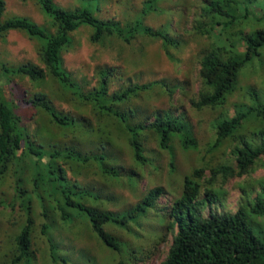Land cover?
I'll use <instances>...</instances> for the list:
<instances>
[{
	"label": "trees",
	"instance_id": "1",
	"mask_svg": "<svg viewBox=\"0 0 264 264\" xmlns=\"http://www.w3.org/2000/svg\"><path fill=\"white\" fill-rule=\"evenodd\" d=\"M35 1L51 20L55 33L48 35L26 17L13 16L3 21L5 5L0 0V38L11 31L26 33L29 39L37 42V55L42 67L23 65L8 70L3 66L1 70L28 78L38 83L39 87L46 81L57 85L68 91L71 100L77 97L79 107L89 109L98 121L94 125L91 120L86 123L88 119L83 118L84 125L70 123L68 118L57 116L42 91L23 97L20 101L28 108L46 115L48 130L53 126L65 135L76 127L75 131L80 135L89 137L96 134L98 138L92 150L86 152L75 146L76 143L73 147L45 148L36 138H42L47 128L41 126L30 131L20 121L19 108L13 99L7 101L4 98L0 102V180L2 182L5 178L3 175L14 168L13 191L19 196L18 206L25 216L24 223L12 239V254L8 264H32L31 259L34 257L30 248L34 222L31 209L34 201L42 211L44 223L41 225V235L46 239L50 259L53 260L55 248H61L53 235L57 226L69 230L84 216L94 237L105 248L119 253L120 248H129L130 245L124 240L123 233L136 234L129 222L135 223L142 213L155 207L158 213L169 210L168 217L173 219L162 220L166 225L160 226L172 235L161 264H264V240L253 234L244 210L239 208L234 212L220 213L211 210L212 204L225 201V182L243 177L239 189L246 184L255 193L257 189L261 191L255 197L251 212L264 215V178L252 177L257 170L264 169V84L258 88L245 82L251 76L259 77L264 82V0H194L197 2L195 6L184 5L188 0H174L176 5H182V13L185 8H194L197 13L189 31L196 37L209 40L199 57L201 86L198 97L191 101L192 107L198 111L223 107L232 93L240 92L242 103L235 114L228 116L222 113L216 119L215 139L209 146L210 151H213L227 141L232 142V160H224L210 168L209 179L205 184L195 179L201 168L185 175L181 194L170 209L169 206L157 209V200L165 191L156 186L136 205L122 211L108 209L107 204L117 200L106 193L105 187L95 189L81 186L74 180L72 182L66 177V168L61 165H67L74 176L82 171L88 173L92 170L95 173L96 170V175L106 184L117 183L123 177L131 183L136 179L135 174L124 171L117 163L121 154V145L118 148L120 138L129 150L132 162L139 167L152 164L145 152L149 137L154 138L158 147L168 151L171 168L174 156L171 144L174 140H179L185 150L195 148L191 129L189 124L173 117L166 110L148 112L140 110L139 106L130 105L132 98L139 97L141 92H153L155 88L173 93L168 85L160 81L144 84L129 82L109 93V77L114 68H106L97 72V86L83 93L81 87L62 69L61 52L70 49L69 34L87 25L93 30L89 37L92 44L104 45L113 40L129 44L143 37L160 41L165 55L173 59L170 50L179 48L183 42L172 38L166 27L153 28L144 23L147 16L166 13L168 9L162 7L161 3L172 0H144L141 8L135 12L136 18L122 22L99 20L86 7L64 9L52 0ZM250 124H258L259 128L248 132ZM113 130L120 133L116 135L117 142L111 137L115 133ZM42 157H46L49 163L35 167ZM218 178L219 185L216 186ZM28 184L31 185L30 190L26 188ZM198 208L207 209V214H201ZM51 228L53 232L49 233ZM130 252L131 259H128L131 261H142L148 255L134 257L133 251ZM118 264L125 262L120 261Z\"/></svg>",
	"mask_w": 264,
	"mask_h": 264
},
{
	"label": "rangeland",
	"instance_id": "2",
	"mask_svg": "<svg viewBox=\"0 0 264 264\" xmlns=\"http://www.w3.org/2000/svg\"><path fill=\"white\" fill-rule=\"evenodd\" d=\"M4 11L2 20L13 16L26 17L30 21L41 27L48 35L55 33V28L51 20L35 0H3ZM53 3L64 9H75L86 7L90 9L92 15L99 20H117L136 18L135 12L141 8L144 0H52ZM197 2L188 0L184 5L195 6ZM161 6L168 9L164 14L150 15L144 20L147 26L153 28L166 27L170 36L179 39L182 43L179 48L170 50V59L165 55L161 47V42L143 37L132 40L129 44L119 40L104 45L92 44L89 40L92 28L87 25L80 26L77 30L69 34L71 41L70 49L61 52L62 69L70 75L73 82L81 87L83 93L94 89L98 84V74L100 69L114 68L113 74L109 77V93L119 90L120 87L128 85L129 82L144 84L151 81H160L171 89L173 93L155 88L153 92H141L139 97L132 98L130 105L139 106L140 110L148 112L156 109L166 110L178 120L189 124L191 134L195 141V148L183 149L179 140H174L171 147L174 152L173 167L170 168V155L167 150L158 147L154 138L149 137L146 143L145 156L150 158L151 165L139 167L132 162L131 154L119 139L118 148L121 145V154L117 158L124 171H131L136 179L129 183L123 177L117 183L106 184L90 170L88 173L82 171L81 174L74 176L69 171L67 165L66 177L74 180L81 186H92L95 189L105 187L106 193L116 198V202L107 204L112 211H122L136 205L153 187H162L164 195L157 200V209L161 210L169 206L173 207V201L179 197L182 190L183 178L185 175L192 174L194 169L201 168L195 179L201 184H205L210 175V168L224 160H232L230 149L233 143L225 142L221 147L210 151L209 147L215 139L214 123L216 119L225 113L233 116L241 102L240 92L232 93L226 100L223 107L203 108L198 111L192 107L191 101L198 97L201 86L199 78V57L203 50L208 46V39L196 37L189 31L192 21L196 16L193 7L185 8L182 13V5H176L174 0L163 2ZM36 40L29 39L26 33L11 31L6 36L0 38V102L5 98L7 101L13 99L20 121L29 127L30 131L38 127L47 128V133L38 136L37 141H41L45 148L49 146L79 147L83 152L92 150L93 144L97 141L96 134L85 137L76 132L75 128L67 131L66 134L53 126L50 130L45 122L48 121L42 112H36L28 108L20 100L30 96L33 92L42 91L46 98L51 102L57 116L68 118L74 125H84L86 121H92L94 125L98 123L96 117L90 110L78 104V98L71 100L68 91H64L57 85L48 81L38 85L28 78L20 77L16 74L3 71L5 66L8 70L15 69L23 65L39 67L41 62L37 55ZM259 64V61L256 62ZM246 83L254 84L258 88L264 82L259 77L251 76ZM167 87V88H168ZM19 99V100H18ZM73 126V125H71ZM259 128L258 124L248 125V132ZM115 131V130H113ZM116 135L120 133L116 130L111 137L117 142ZM41 158V157H40ZM49 160L42 157L36 165H46ZM13 170H9L3 175L4 180H0V264H8L11 259L12 239L18 233L20 226L24 223V213L19 209L18 197L13 191ZM253 178H264V169L257 170ZM244 180L232 178L225 182L223 189L226 192L225 201L220 200L211 205L212 212H234L241 208L246 214L247 223L254 235L264 240V215H256L251 212V206L255 202V197L261 191L253 192V189L243 184L239 189V184ZM73 182V181H72ZM219 185V178L216 186ZM27 190L31 185H26ZM203 189H200L202 193ZM264 196V193H263ZM239 202L237 203V201ZM13 202L14 204H11ZM198 207V206H197ZM196 207V208H197ZM201 214H207V209L198 208ZM155 207L142 213L138 220L130 221L132 231L136 233H123L125 241L130 243L129 248H120L116 253L105 248L94 235L89 231L86 217L81 216L69 230H62L56 227L53 235L56 242L60 243L61 248H55L50 259V249L46 239L41 235V225L44 219L41 216V209L34 201L31 215L34 222L32 234L31 250L33 257L32 264H118L120 261L125 264H161L168 250L172 235L165 228L162 220H173L168 217V211L154 213ZM166 221V220H165ZM48 223V222H47ZM53 232L52 228L49 233ZM161 239L163 241H161ZM127 250V251H126ZM130 251L134 257H141L148 254L142 261H131ZM141 253L136 255L137 252ZM84 252V253H81ZM84 255V257L82 256ZM132 256V258H133ZM86 257V258H85ZM130 258V259H128Z\"/></svg>",
	"mask_w": 264,
	"mask_h": 264
},
{
	"label": "clouds",
	"instance_id": "3",
	"mask_svg": "<svg viewBox=\"0 0 264 264\" xmlns=\"http://www.w3.org/2000/svg\"><path fill=\"white\" fill-rule=\"evenodd\" d=\"M177 199V198H176ZM175 201V200H174Z\"/></svg>",
	"mask_w": 264,
	"mask_h": 264
}]
</instances>
